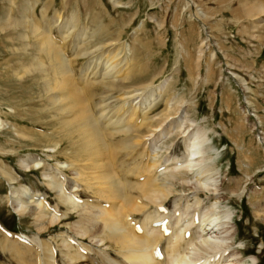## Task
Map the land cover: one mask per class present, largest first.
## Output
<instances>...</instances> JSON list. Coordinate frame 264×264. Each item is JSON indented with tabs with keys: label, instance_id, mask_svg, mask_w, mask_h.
Instances as JSON below:
<instances>
[{
	"label": "rangeland",
	"instance_id": "obj_1",
	"mask_svg": "<svg viewBox=\"0 0 264 264\" xmlns=\"http://www.w3.org/2000/svg\"><path fill=\"white\" fill-rule=\"evenodd\" d=\"M251 1L0 0V224L10 234L34 236L58 247L60 235H74L70 228L78 220L76 210L70 218L39 231L31 216L19 217L11 211L5 195L18 194L15 190L24 186L42 194L53 207L57 197L46 187L42 172L52 177L64 172L67 179L75 175L72 168L91 173L84 159L75 155L86 154L78 147L81 143L74 139V147L69 146L68 137L78 132L74 111L66 108L71 107V99H64L69 90L54 88L51 60L41 46L47 36L65 58L72 87L80 82L85 68L89 74L96 73L95 90L84 84L75 94L98 129L93 106L98 90L112 98L108 109L117 111L125 102H137L138 96L146 99L153 87L166 82L163 91L153 93L143 105L132 109V104L128 112L145 107L141 113L154 116L170 98L195 127L207 131L210 155L223 181L222 205L234 213L237 225L234 247L244 249L245 257L254 256L256 264H264V27L253 30L252 26L264 16L257 19L256 15L255 20L245 15L244 7ZM126 73L132 78L121 82ZM110 80L116 82L114 86ZM101 133L112 156L107 135ZM172 140L166 141L171 157H180L182 138ZM26 156L36 157L45 166L20 169L18 161ZM111 164L114 167V160ZM135 164L130 165L132 169L139 166ZM4 171L13 179L2 177ZM179 194L183 193L173 195ZM173 195L166 204L170 211ZM87 196L86 192L81 198L90 199ZM77 240L89 257L78 264H99L93 257L98 244L89 238ZM4 248H0V264H22ZM60 249H55L54 261L66 264ZM27 250H22V258L30 260L27 257L34 251ZM34 261L33 256L29 262Z\"/></svg>",
	"mask_w": 264,
	"mask_h": 264
},
{
	"label": "bare ground",
	"instance_id": "obj_2",
	"mask_svg": "<svg viewBox=\"0 0 264 264\" xmlns=\"http://www.w3.org/2000/svg\"><path fill=\"white\" fill-rule=\"evenodd\" d=\"M243 11L246 16L257 15L256 18L259 19L264 16V0H252L245 5ZM261 25L264 27V19L256 20L252 25L253 30ZM252 37L256 38L257 35L252 34ZM43 38L41 46L46 49L51 60L54 88L60 91L65 87L69 90L68 95L64 93V96L67 95L64 99H71V107L66 108L74 111L78 131L68 137L69 146L74 147V139L81 143L78 147L86 154L75 155L84 159L82 161L91 173L86 175L72 168L75 175L67 179L64 172L57 171L53 177L42 172V180L55 193L58 204L50 207L42 194L31 192L23 186L22 189L15 190L18 194L10 191L5 195L6 204L11 211L19 217L25 214L31 216L40 231L46 226L53 227L63 219L70 218L71 211L76 210L77 225L74 223L70 228L74 235L58 237L57 246L61 248L60 254L66 264H78L89 259L87 250L77 240L84 238H89L94 245L98 244L100 247L94 250L93 256L98 259L99 264H256L254 256L245 257L244 249L234 247L237 243V225L232 219L234 213L222 205L220 191L223 181L215 169L214 158L210 155L212 149L208 146L207 131L195 127L185 113L174 108L170 98L163 102L164 108L157 115L147 116V112L141 113L145 107L140 111L128 112L132 104V109L136 104L143 105L153 93L163 91L166 82L162 81L153 87L146 99L138 96L137 102H125L117 111L108 109L112 98L98 90L97 101L93 106L97 109L100 130L90 119L87 107L83 109L82 100L75 94L80 92L79 86L84 84L95 90L98 82H94L93 78L96 73L91 71L89 74V69L85 68L79 76L80 82L72 87L65 58L47 36ZM129 73L125 74L128 77L123 74L125 78L121 82L132 78ZM56 78H60V81ZM114 82H111L112 86L115 85ZM128 93L127 91L125 94ZM58 97L54 98L59 99ZM2 125L0 121V127ZM102 130L107 135L112 156L101 136ZM15 133L20 136L18 130ZM174 136L182 138L184 150L180 157H171L170 144L166 145L167 140L173 142ZM138 147L135 151L134 148ZM131 151L132 157L129 156ZM110 158L115 162L114 167ZM44 164L33 156H26L18 161L19 168L26 171L30 168L39 170ZM133 164L139 166L134 167V170L130 166ZM57 166L64 167L63 164L56 163ZM9 175L5 171L2 173L6 180H12ZM86 192L90 194L87 196L90 199L81 198ZM178 192L183 194L173 195ZM171 195L172 211L166 207ZM59 204L64 207V212H60ZM61 205L59 206L62 207ZM0 232L3 234L0 236V248L5 247L17 263L32 264L29 261L34 256V264H56L54 256L58 247L54 248L50 242L42 243L34 236L10 234L1 224ZM87 247L91 250L88 245ZM20 249L24 252L25 249H30L27 253L34 251L30 256L26 255L30 260L22 258L23 251L20 252Z\"/></svg>",
	"mask_w": 264,
	"mask_h": 264
}]
</instances>
